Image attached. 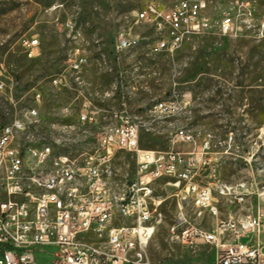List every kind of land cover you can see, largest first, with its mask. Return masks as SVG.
<instances>
[{
	"label": "rangeland",
	"instance_id": "1",
	"mask_svg": "<svg viewBox=\"0 0 264 264\" xmlns=\"http://www.w3.org/2000/svg\"><path fill=\"white\" fill-rule=\"evenodd\" d=\"M147 0H0V128L16 119L26 128L18 142L34 146L50 145L54 153L67 154L82 162L96 149V135L115 123V113L123 110L122 91L131 113L140 115L147 126L142 130L140 148L168 150L179 128L193 134L198 143L211 137L208 166L197 170L196 181L212 189L217 199L218 216L200 211L192 199L174 189L163 179L155 185L158 206L155 232L148 245L152 264H211L216 257L213 245L183 243L174 238L171 228L193 225L212 231L217 221L236 220L252 214L257 195L264 187V39L242 32L236 38L219 34L193 37L173 54L147 57L148 45L155 39L149 24L135 23L134 12ZM163 7L178 0H157ZM230 0H213L210 13L218 15ZM264 17V0L259 1L257 18ZM67 20L82 26L88 43V65L81 74V91L92 102L98 122L87 125L76 116L64 119L65 105H79V88L74 76L69 85L58 90L51 79L69 74L72 45L65 37ZM125 29L138 39V46L114 58L113 42ZM39 41L35 56L29 57V44ZM121 70L126 71L121 75ZM123 81V90H115ZM113 91L102 99L97 92ZM40 91L42 103L34 104ZM188 106L173 118L152 115V107L162 101L181 99ZM36 106L38 116L30 123L25 114ZM67 126V127H65ZM172 149L188 152L187 145ZM112 164L116 180L122 184L136 172V156L115 151ZM245 184L248 195L241 205L230 197L218 195V185ZM248 195V196H247ZM0 194V200H4ZM226 243L228 241H225ZM54 247L37 253L38 264L51 260Z\"/></svg>",
	"mask_w": 264,
	"mask_h": 264
},
{
	"label": "built area",
	"instance_id": "2",
	"mask_svg": "<svg viewBox=\"0 0 264 264\" xmlns=\"http://www.w3.org/2000/svg\"><path fill=\"white\" fill-rule=\"evenodd\" d=\"M260 0H230L218 15L210 13L213 0H178L163 7L157 0H147L135 13V23L151 25L156 34L148 45L147 57L162 53L173 54L193 37L213 33L236 38L242 32L252 33L258 41L264 39V17L257 18ZM64 33L72 45L69 74L51 79L54 88L69 85V77L83 84L81 72L88 65L81 25L67 20ZM40 44H29V57L36 54ZM138 46V39L122 29L116 33L113 53L117 61L127 51ZM121 75L126 71L121 70ZM123 81L115 90H123ZM4 84H0V92ZM123 110L115 113V123L96 135V149L82 162L67 154H55L50 145L21 144L18 136L26 128L16 119L0 128V264H38L37 253L54 247L51 260L45 264H152L148 245L155 232V212L158 206L155 185L163 180L192 199L200 211L218 216L217 199L209 186L199 184L197 170L208 166L211 137L198 143L185 128H179L168 150L140 148L143 118L131 113L122 92ZM113 91L97 92L104 99ZM170 99L155 104L152 115L177 117L184 112L188 101ZM34 104L43 95L34 93ZM64 119L76 116L78 122L95 125L97 112L92 102L83 98L80 105H65ZM26 118L36 121L38 110L32 106ZM67 127V126H65ZM187 145L186 153L172 149ZM115 151L136 156L135 174L125 183H118L112 164ZM219 196L230 197L234 203L245 201V184L218 185ZM263 203L254 215L236 220L217 221L212 231L183 223L174 225L171 234L183 243L202 242L213 245L216 257L211 264H264V187L257 192ZM225 241H228L227 243Z\"/></svg>",
	"mask_w": 264,
	"mask_h": 264
},
{
	"label": "crops",
	"instance_id": "3",
	"mask_svg": "<svg viewBox=\"0 0 264 264\" xmlns=\"http://www.w3.org/2000/svg\"><path fill=\"white\" fill-rule=\"evenodd\" d=\"M137 11V10H136ZM135 11V12H136ZM134 16H135V14H134ZM113 46V45H112ZM115 58V57H114ZM81 78H82V81H83V84L81 85V84H79V83H76L77 85H78V89H77V91H78V93H79V95H78V100H81V98L83 99L84 97L85 98H87V96L86 95H84L81 91H79V89L81 88V86H84L86 83H85V78L83 79V77H82V75H81ZM123 92V91H122ZM88 99V98H87ZM81 102H82V100H81ZM81 102H79V105L81 104ZM179 152V151H178ZM182 153H184V152H182ZM247 191H248V189H247ZM249 193H248V195H250V194H252V193H254L253 191H248ZM247 195V196H248ZM245 201H246V199H245ZM259 204H261V202H257V205H256V208H257V206L259 205ZM239 205H241V204H239ZM256 208H255V210H254V212L252 213V214H248V215H254V213H255V211H256ZM247 216V215H246ZM241 217H243V216H241ZM263 241H264V239H263Z\"/></svg>",
	"mask_w": 264,
	"mask_h": 264
}]
</instances>
